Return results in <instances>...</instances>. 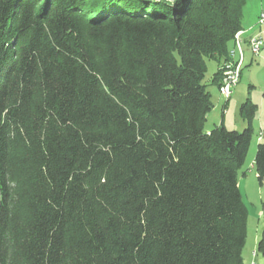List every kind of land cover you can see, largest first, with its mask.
<instances>
[{"label": "trees", "instance_id": "16d2710c", "mask_svg": "<svg viewBox=\"0 0 264 264\" xmlns=\"http://www.w3.org/2000/svg\"><path fill=\"white\" fill-rule=\"evenodd\" d=\"M245 4L0 0V264H244L257 105L206 130L203 79Z\"/></svg>", "mask_w": 264, "mask_h": 264}, {"label": "rangeland", "instance_id": "374dc122", "mask_svg": "<svg viewBox=\"0 0 264 264\" xmlns=\"http://www.w3.org/2000/svg\"><path fill=\"white\" fill-rule=\"evenodd\" d=\"M264 0H246L244 9L251 16L257 12V7ZM257 10V11H256ZM256 16V15H255ZM258 17V16H256ZM264 39V32L262 33ZM244 46V44H243ZM234 49V48H233ZM207 71L203 82L211 94L213 108L207 114L206 125L213 127L215 124H223L228 129L242 130L246 125L240 113V105L250 99L257 105V109L251 119L252 133L250 137L249 147L245 156L244 163L238 172L239 190L244 204L247 207V237L243 248L244 264H251L255 261L257 264H264L262 256L257 253L254 257L252 252H256L257 242L262 230L264 229V176L259 179L253 158L258 142L264 141V50L258 56H254L249 48H244V62L241 67L239 80L232 88L230 99L222 115L221 104L225 100L219 93L217 84L211 81L215 72L217 61L215 59H207ZM221 100L219 103L218 101Z\"/></svg>", "mask_w": 264, "mask_h": 264}, {"label": "built area", "instance_id": "2783aa9c", "mask_svg": "<svg viewBox=\"0 0 264 264\" xmlns=\"http://www.w3.org/2000/svg\"><path fill=\"white\" fill-rule=\"evenodd\" d=\"M256 24L258 27L264 28V8H262L258 14ZM243 30H239L234 35V49L238 51V56L234 57V50L230 51V58L223 62L221 65V77L218 84V90L220 95L228 100L232 93V88L237 84L241 67L244 62V51H243ZM248 48L254 56H258L261 51L264 50V39L259 34H254L248 39ZM256 252H252L254 257ZM251 264H257L252 261Z\"/></svg>", "mask_w": 264, "mask_h": 264}, {"label": "crops", "instance_id": "0c3cea01", "mask_svg": "<svg viewBox=\"0 0 264 264\" xmlns=\"http://www.w3.org/2000/svg\"><path fill=\"white\" fill-rule=\"evenodd\" d=\"M264 8V3L263 2H260V5L257 7V10L258 12ZM256 10V11H257ZM257 12H255V14L253 16H251L249 14V12H247L244 8H243V19H242V29L243 32H242V39H243V51H244V48L247 47L248 48V39L250 36L254 35V34H259L262 36V33L264 32V28H261V27H258L257 24H256V20H257ZM263 38V36H262ZM234 48V41L231 45V50ZM234 50V57H237L238 56V51L233 49ZM218 69V65L216 66V69L215 71ZM230 99V98H229ZM228 99V100H229ZM228 100H224L221 104V111H222V115L224 114V111L226 109V106H227V101ZM219 103L221 102V100L218 101ZM206 125V123H205ZM211 127L210 126H207V128L205 127L206 130H209ZM262 260H264L262 258Z\"/></svg>", "mask_w": 264, "mask_h": 264}]
</instances>
